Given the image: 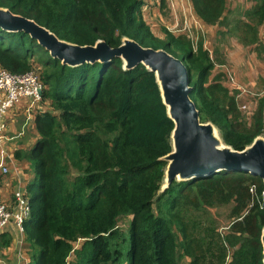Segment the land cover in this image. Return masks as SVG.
<instances>
[{
  "label": "trees",
  "instance_id": "1",
  "mask_svg": "<svg viewBox=\"0 0 264 264\" xmlns=\"http://www.w3.org/2000/svg\"><path fill=\"white\" fill-rule=\"evenodd\" d=\"M192 2L204 23L229 25L227 0ZM0 6L80 45L104 39L116 47L128 36L164 48L183 60L201 119L213 121L228 144L243 149L263 133L264 98L252 123L243 122L223 74L211 80L216 60L203 38L195 48L187 34L156 36L143 17V0H0ZM245 16L249 22H236L240 39L257 43L264 0ZM0 66L35 72L44 84L43 110L32 124L24 117V132L30 124L38 138L15 151L32 175L25 193L31 214L23 224L31 264H125L127 240V264H182L186 257L187 264H263L260 176L223 170L174 181L159 193L166 166L160 158L172 149L174 122L143 64L127 70L112 57L66 65L29 33L0 25ZM229 203L235 219L222 234L211 209ZM122 219H129L126 233Z\"/></svg>",
  "mask_w": 264,
  "mask_h": 264
},
{
  "label": "water",
  "instance_id": "2",
  "mask_svg": "<svg viewBox=\"0 0 264 264\" xmlns=\"http://www.w3.org/2000/svg\"><path fill=\"white\" fill-rule=\"evenodd\" d=\"M0 25L29 33L53 57L66 65L105 62L118 57L124 69H134L143 64L154 73L167 114L174 122L172 149L160 158L166 166L159 193L165 192L174 181L207 177L223 170L246 171L260 176L264 183V134L257 135L243 149L228 144L213 121L201 119L200 111L191 98L188 68L183 60L166 49L143 46L128 36L122 37L121 44L116 47L104 39H98L94 44L80 45L59 38L35 19L15 13L5 6H0ZM261 242L264 264V226Z\"/></svg>",
  "mask_w": 264,
  "mask_h": 264
},
{
  "label": "rangeland",
  "instance_id": "3",
  "mask_svg": "<svg viewBox=\"0 0 264 264\" xmlns=\"http://www.w3.org/2000/svg\"><path fill=\"white\" fill-rule=\"evenodd\" d=\"M252 1L230 0V5L228 9L232 10L233 8L237 7V13L241 16L242 8L245 5L250 4ZM189 2V0H164L163 4L161 0L158 3L149 6L148 8L143 4V8H147L145 11L142 8L144 14L143 17L147 21L148 25L151 27L154 34L160 38L165 39L168 31L176 35L187 34L188 37L193 41L195 48L197 47L199 39L203 38L205 45L204 48L208 49L211 55L214 56V58L216 55V48L221 45L222 50L225 53L227 52L230 58V64H224L226 66V69L223 65V69H225L227 75L225 74V72H223V70L219 69V66L216 65L217 67L216 69H214L215 73H213V75L211 76V80L215 75L219 74L220 72L223 74L220 80L229 89L230 94H235L237 96L239 108H241L242 110H240L241 119L243 120V122L246 121L248 124L252 123L251 118L253 117V114L258 108L260 99L264 97V53L257 55L256 51L253 48L254 45L244 44L241 41L240 36L241 34H243L244 31L240 30V28L239 30L237 29V31L229 30L230 33H227L228 31H226V34L224 31V27L219 24H208L207 26H204L205 29L203 30L199 26V28L197 29V21L201 22V19L199 18L198 20L197 18H193V15L191 14L190 10L184 12V9L187 8V4H189ZM243 18L244 19L242 20H244L245 22H249V19L245 15ZM184 19H186V21ZM262 30L263 29H261L260 26L259 33ZM233 42L239 43L240 46ZM218 49L220 53L221 49L219 47ZM230 69L232 71L234 70L235 72L233 71V73H231L232 71L230 72ZM243 107L244 109H242ZM22 117V115H19V119L18 121H16V126H18V124L21 125L20 119ZM17 133L18 132L14 133L13 136H10L8 131L6 132L7 138L0 145V148L3 149V154L0 152L1 159H4L7 155V157H11L12 154H9L7 152L9 148L15 151V147L11 145L10 142L11 140L15 142L16 138L22 136L16 135ZM31 134V132L26 134V137L23 140L26 141L24 144L26 145V148L32 146L36 141V139H31ZM35 138H37V135ZM20 163L23 167L28 170V172L30 171V168L27 167L26 162ZM4 167L7 168V171H4ZM9 172L10 171L8 165L4 163V166L0 167V173L2 175H6ZM253 203L254 201L249 204L247 212L248 209L253 206ZM231 208L232 203L222 204L220 206L218 205L217 207L211 209L212 215L216 219L218 230H220L222 234L227 233L229 231L230 225L235 219L234 217L230 216ZM128 221L129 219H122L121 221V229L125 231V233L128 230ZM129 246L130 243L127 240L126 244L123 247L124 257L122 258V260L125 261V264H127L126 254ZM189 261L190 258L186 257L183 258L181 263L187 264Z\"/></svg>",
  "mask_w": 264,
  "mask_h": 264
},
{
  "label": "crops",
  "instance_id": "4",
  "mask_svg": "<svg viewBox=\"0 0 264 264\" xmlns=\"http://www.w3.org/2000/svg\"><path fill=\"white\" fill-rule=\"evenodd\" d=\"M160 1L161 0H158L153 4H148L147 8L151 5H154L158 2H160ZM189 1L190 2H189V4H187V8L184 9V12H187L188 10H190L191 14L193 15V18H197L199 20V16L197 15V13L194 9L192 0H189ZM256 1L257 0L252 1L253 4L251 2L250 4H247L245 6L243 5L244 7L241 10L242 11L241 16L237 13V7L233 8L232 10L227 9L226 16H227V21L229 22V25L223 26L225 34H226V31H228L227 33H230L229 30L237 31L238 28H236V26L238 24L239 16H240L239 21L244 19L243 17L245 15V10H247L248 8L253 6ZM243 4H244V2H243ZM227 5L229 8L230 0H227ZM147 8H145V9L143 8V10L145 11ZM236 16H238V17H236ZM184 20L186 21V19H184ZM236 22H237V24H236ZM197 23H198L196 25L197 29L200 26V28H202V30L205 29L204 26L208 25V24L204 23L202 20H201V22L197 21ZM261 29H263V30L260 31V33H259L258 42L251 44V45H254L253 48L256 51L257 55L264 53V51H263V48H264V24L261 25ZM261 32H262V34H261ZM260 37H261V41H260ZM226 42H228V41H226ZM233 43H236V42H233ZM236 44H238L240 46L239 43H236ZM218 47L221 49L220 53H219ZM218 47L215 50V53H216V55H215L216 63L215 64L217 66H219V69L223 70V72H225V74H226V71H225L226 66L224 64H226V63L230 64V60H229L230 58L228 56L229 54H227V52L225 53L222 50L221 45ZM212 57L214 58V56H212ZM223 65L225 66V69H223ZM217 66H215V69ZM231 71L232 70L230 69V72ZM233 71L231 73H233ZM213 73H215V72L213 71ZM217 73H219V72H217ZM258 106H259V104H258ZM23 112L24 111H23L22 107H18V108L10 110L7 113L6 128H7V131H8L10 136H13L14 133H16V132H20V130H24L25 124H24ZM19 115L23 116L20 119L21 125L18 124V126H16V121H18ZM29 126H30V124L27 127H25V134L16 138L15 142L13 140H11L10 144L15 147V151L20 149V148L26 147V145H24L26 141H23L26 137V134L31 132L33 134V135L31 134L32 140H35L38 138V136H37V138H35L36 135H34V133H33L34 127L30 128ZM13 151H14L13 149L9 148V150L7 152L9 154H12L11 157H7L8 156L7 155L4 159L0 158V167L4 166V163H6L9 167V171H10L6 175H2L0 173V198L4 203L7 204V206L11 207L13 210H16L18 204L16 202V195L15 194L18 191H23L26 193V188L32 179V175H31L30 171L28 172V170L25 167H23L22 164L20 163V162H26L27 167L30 168L29 162H27L26 160L16 159L15 158V151L14 152ZM0 152L3 154V149L0 148ZM2 234H4L5 236L1 238ZM0 264H31V258H30V255L28 253V249H27L26 242H25L24 229L21 230L19 228V226L13 221L8 223L3 228H0Z\"/></svg>",
  "mask_w": 264,
  "mask_h": 264
},
{
  "label": "built area",
  "instance_id": "5",
  "mask_svg": "<svg viewBox=\"0 0 264 264\" xmlns=\"http://www.w3.org/2000/svg\"><path fill=\"white\" fill-rule=\"evenodd\" d=\"M156 1L158 0H143V4L147 7L148 4ZM43 89L44 84L35 72L15 73L0 66V145L7 138V113L22 107L26 123L34 122L35 114L44 108L42 106ZM24 133V130H21L16 135H24ZM4 168V171H7V168ZM15 195L18 204L16 210L7 206L0 198V228L13 221L23 230L24 222L30 217V200L25 192L18 191Z\"/></svg>",
  "mask_w": 264,
  "mask_h": 264
}]
</instances>
